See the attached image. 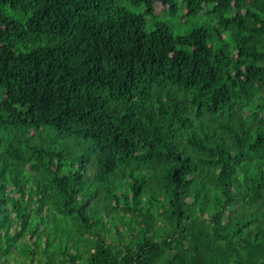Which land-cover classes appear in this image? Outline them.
<instances>
[{
	"label": "trees",
	"instance_id": "1",
	"mask_svg": "<svg viewBox=\"0 0 264 264\" xmlns=\"http://www.w3.org/2000/svg\"><path fill=\"white\" fill-rule=\"evenodd\" d=\"M180 2L0 0V264H264V0Z\"/></svg>",
	"mask_w": 264,
	"mask_h": 264
},
{
	"label": "rangeland",
	"instance_id": "2",
	"mask_svg": "<svg viewBox=\"0 0 264 264\" xmlns=\"http://www.w3.org/2000/svg\"><path fill=\"white\" fill-rule=\"evenodd\" d=\"M177 7L176 11L170 12L167 10H163V8L158 5L155 12L153 14H146L145 15V22L143 26V31L150 32L152 28L155 26L158 22H164L168 26L172 28V30L176 33H186L191 27L198 25L199 21L203 22H213L215 19L212 17V14H202L199 13L192 17H187L185 15V10L183 6L181 5L180 0H176ZM122 4L133 11L141 12L143 10L142 5L133 4L130 2H122ZM210 5L209 7H211ZM67 141L70 143H73V137H67Z\"/></svg>",
	"mask_w": 264,
	"mask_h": 264
}]
</instances>
